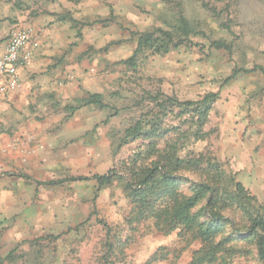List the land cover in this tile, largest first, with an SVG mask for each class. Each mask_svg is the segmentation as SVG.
I'll use <instances>...</instances> for the list:
<instances>
[{
	"label": "rangeland",
	"instance_id": "374dc122",
	"mask_svg": "<svg viewBox=\"0 0 264 264\" xmlns=\"http://www.w3.org/2000/svg\"><path fill=\"white\" fill-rule=\"evenodd\" d=\"M3 1L0 24L13 28L6 40L28 29L32 42L25 24L48 7L59 9L75 40L66 53L73 95L45 100L51 113L34 121L47 128L25 137L23 178L8 184L10 197L0 194V264H148L157 253L167 258L156 264H191L200 241H185L180 229L161 233L151 221L130 224L121 182L101 189L95 179L111 172L126 178L173 144L183 160H215L264 206V74L250 72L264 68V0ZM181 15L196 29L190 44L166 55L147 52L133 68L120 64L141 34L169 29ZM93 94L107 108L85 105ZM209 94L215 98L205 116L161 108L170 98L200 103ZM139 121L149 124L143 132L161 122L168 133L127 138ZM176 176L183 195L209 177ZM224 214L240 235L204 264H260L255 244L240 238L247 234L240 213Z\"/></svg>",
	"mask_w": 264,
	"mask_h": 264
},
{
	"label": "trees",
	"instance_id": "16d2710c",
	"mask_svg": "<svg viewBox=\"0 0 264 264\" xmlns=\"http://www.w3.org/2000/svg\"><path fill=\"white\" fill-rule=\"evenodd\" d=\"M195 34V27L181 15L169 29L157 28L141 34L133 56L120 64L136 67L139 58L147 52L152 55H166L185 44H190V37ZM214 45L218 49L225 48L220 42ZM255 71L264 74L262 67H255L250 72ZM214 98L215 95L209 94L200 103L180 102L170 98L161 104V108L162 111L168 112L179 108L183 109V112L192 111L205 116ZM84 103L107 108L102 96L98 94L89 95ZM145 125L149 124L139 121L127 131V138L136 139L141 135L154 137L168 133L163 129L161 122L153 124L148 132H143ZM181 171L208 173L209 177L199 184H194L191 188L192 194L183 195L180 192V183L183 179L176 176ZM95 179L101 189L109 188L117 180L121 182L126 197L132 204V212L128 218L130 224L151 221L161 233L171 234L180 229L185 241H200L202 249L195 253L191 264L212 262L216 258L215 253L218 252L220 244L230 243L238 238L240 230L235 221L228 218L224 212L227 210L239 212L247 223L245 228L247 234L240 238L255 244L258 260L260 264H264V206L250 196L233 177H229L215 160H183L178 155L177 145L173 144L141 170L129 172L126 178L118 177L111 172ZM204 202L207 203L199 207ZM226 228L232 229L229 237L214 245V240ZM166 258V253H157L148 264H156Z\"/></svg>",
	"mask_w": 264,
	"mask_h": 264
},
{
	"label": "crops",
	"instance_id": "0c3cea01",
	"mask_svg": "<svg viewBox=\"0 0 264 264\" xmlns=\"http://www.w3.org/2000/svg\"><path fill=\"white\" fill-rule=\"evenodd\" d=\"M3 2L0 0V7ZM57 13H60L58 8L48 7L28 18L25 25L32 29L34 58L29 67L20 70V91L0 93V194L5 198L11 195L8 184H13L14 180L19 182L23 178V172H18V169L25 167L27 158L24 148L28 144L25 137L34 133L41 135L47 128L46 125L35 122L34 116L51 113L46 99L52 96L68 99L73 95L71 84H66L69 73L66 53L75 40L74 33ZM3 16L5 15L1 13L0 20L4 19ZM18 18L26 19L25 16ZM6 24H0V58L10 39L6 38L13 29ZM3 39L5 41L1 42ZM4 82L5 78L0 75V86Z\"/></svg>",
	"mask_w": 264,
	"mask_h": 264
},
{
	"label": "built area",
	"instance_id": "2783aa9c",
	"mask_svg": "<svg viewBox=\"0 0 264 264\" xmlns=\"http://www.w3.org/2000/svg\"><path fill=\"white\" fill-rule=\"evenodd\" d=\"M31 31L20 29L10 37L0 58V75L5 78L1 92H16L20 89V70L29 66L33 59Z\"/></svg>",
	"mask_w": 264,
	"mask_h": 264
}]
</instances>
